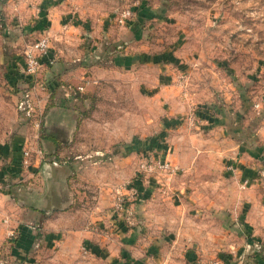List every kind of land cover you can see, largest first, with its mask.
<instances>
[{"label":"rangeland","instance_id":"rangeland-1","mask_svg":"<svg viewBox=\"0 0 264 264\" xmlns=\"http://www.w3.org/2000/svg\"><path fill=\"white\" fill-rule=\"evenodd\" d=\"M40 6L48 23L57 15L69 23L61 16L73 15L76 30L34 29ZM127 8L142 36L127 50L141 55L137 65L125 68L94 43L109 40ZM43 34L49 52L36 75L45 88L38 97H45L27 114L16 73L26 47ZM85 63L92 66L90 82L78 69ZM162 65L170 80L163 90L154 82ZM49 73L59 79L52 93ZM52 105L79 118L60 158L78 160L68 163L67 179L83 212L97 201L98 185L114 191L132 184L152 155L177 165L176 174L165 175L166 192L154 197L169 202L171 216L193 215L209 203L225 212L221 205L241 199L227 173L238 143L253 159L264 151V0H0V143L33 138ZM53 256L51 264L88 263L80 247Z\"/></svg>","mask_w":264,"mask_h":264},{"label":"crops","instance_id":"crops-1","mask_svg":"<svg viewBox=\"0 0 264 264\" xmlns=\"http://www.w3.org/2000/svg\"><path fill=\"white\" fill-rule=\"evenodd\" d=\"M41 8L34 29L76 30V24L70 23L73 15L61 16L69 23H63L58 15L48 23ZM136 11L139 15L140 8ZM133 15L134 12L126 23H119L105 43H94L97 52L104 46L103 53H109L114 64L125 68L137 65L141 56L127 51L142 36L138 20L132 21ZM90 68V63L78 67L89 82ZM163 68L164 65L154 81L161 90L170 81ZM48 79L45 80L52 93L59 82L58 73H49ZM41 121L33 138L15 135L0 143V264H51L53 255L69 245L82 249L87 264H210L214 259L220 264H264L263 147V160L258 156L253 159L246 154L247 149L244 152V141L238 143L240 149L227 165V173L241 199L221 205L225 211L222 213L218 211L219 205L209 203L194 207L193 215L173 212L171 216L169 202L157 203L154 197L156 191L166 192L161 186L168 184L165 175L170 178L176 172L146 179L136 175L132 183L135 224L128 226L113 215L114 191L109 188L98 185V199L88 212L75 206L76 198L67 177L71 173L68 163L74 166L78 160L72 163L60 156L74 139L79 125L77 113L52 105ZM27 148L30 163L24 166ZM175 207L180 209V205ZM9 230H13L12 236L7 234Z\"/></svg>","mask_w":264,"mask_h":264},{"label":"built area","instance_id":"built-area-1","mask_svg":"<svg viewBox=\"0 0 264 264\" xmlns=\"http://www.w3.org/2000/svg\"><path fill=\"white\" fill-rule=\"evenodd\" d=\"M130 8L125 9L119 18V22H123L124 19L128 18L132 14ZM47 34L35 39L23 53V60L21 63L22 69H20L17 76L18 83L22 88L20 94L22 99L20 100V107L23 106L24 110L28 114L30 111H34V108L41 104V99L38 97L39 92L45 90L44 83L37 80V72L42 65V61L45 57H48L49 52V39ZM49 63H52L50 59ZM77 90H83L82 85L77 86ZM36 98V103L31 104V99ZM36 104V105H35ZM37 126L41 124V118L35 123ZM30 153L29 149L24 150V158L22 164L28 166ZM231 167V165H229ZM139 172L143 175L152 174L154 172H165L168 174L174 173L177 170L176 165L171 164L168 160L157 156H150L142 160L139 164ZM141 174V176H142ZM246 181L242 183L244 187ZM135 198V187L131 183L119 184L114 188V195L112 200V212L113 215L118 217L125 225L131 226L135 224V211L133 207V201ZM9 236L14 234L13 230H9L7 233ZM210 264H220L218 260H212Z\"/></svg>","mask_w":264,"mask_h":264}]
</instances>
